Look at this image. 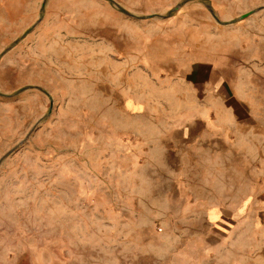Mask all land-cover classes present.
Segmentation results:
<instances>
[{
  "label": "rangeland",
  "instance_id": "374dc122",
  "mask_svg": "<svg viewBox=\"0 0 264 264\" xmlns=\"http://www.w3.org/2000/svg\"><path fill=\"white\" fill-rule=\"evenodd\" d=\"M262 62L264 0H0V264H264Z\"/></svg>",
  "mask_w": 264,
  "mask_h": 264
},
{
  "label": "crops",
  "instance_id": "0c3cea01",
  "mask_svg": "<svg viewBox=\"0 0 264 264\" xmlns=\"http://www.w3.org/2000/svg\"><path fill=\"white\" fill-rule=\"evenodd\" d=\"M256 72H258L259 78L264 79V63L263 62L259 64V68H257V69H250V74L251 75H254ZM171 144L174 145V146H176V144L174 142H171ZM171 149H173V148H171ZM174 149L176 150L178 148L175 147ZM248 264H250V261H248Z\"/></svg>",
  "mask_w": 264,
  "mask_h": 264
}]
</instances>
